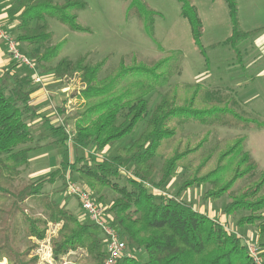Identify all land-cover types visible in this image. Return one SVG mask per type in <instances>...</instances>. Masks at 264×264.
Listing matches in <instances>:
<instances>
[{
	"label": "trees",
	"instance_id": "16d2710c",
	"mask_svg": "<svg viewBox=\"0 0 264 264\" xmlns=\"http://www.w3.org/2000/svg\"><path fill=\"white\" fill-rule=\"evenodd\" d=\"M130 1L131 7L141 6L139 0ZM177 1L180 14L189 24L192 43L203 54V24L197 7L190 0ZM20 2L21 9L15 15L14 38L28 46L42 48L40 53L32 52L30 58L35 61V66L37 64L41 71L49 74L50 80L60 83L62 78L79 73L84 87L77 97L84 104L70 117L74 122L72 131H67L65 123L49 124L54 142L66 147L67 143L71 144L73 159L63 156L54 170L34 180L23 181L20 174L28 165L30 153L41 147L30 121L42 115L35 103V93L42 87L33 81L32 70L26 66L22 65L24 71L13 65L1 68L0 260L6 259L7 264H37V256L31 255L36 246L31 237L43 238L48 222L61 221L57 235L51 238L55 259L81 248L87 253L84 264L103 262L107 253L102 232L91 221L79 219L65 202L55 200L51 192L45 190L56 177H61L65 183L64 175L68 170L71 179L75 180L73 174H77L80 183L99 194V200L104 188L115 193L106 207L108 222L126 242L127 250L144 249L148 256L146 261H140L131 253L118 258L116 264H253L243 237L216 216L179 198L185 189L209 184L203 193L204 199L216 200L228 195L223 213L233 216L241 210L247 211L236 220V225H256L263 235L264 193L261 189L264 169L256 176L258 165L243 147L245 137L234 138L219 153L213 167L202 168L200 175L199 167L196 168L176 195L166 196L155 191L169 182L187 155L200 148L205 138L193 146L176 145L170 155L163 157L156 172L154 160L160 156L164 143L173 139L188 122H228L229 115L233 120H241L238 112L233 113L231 105L236 103L233 97L226 98L213 89L200 92L195 83V86L185 85L187 91L169 89L150 107L146 96L165 85L159 82L156 74L164 59L151 66H123L113 76L104 78L99 77L104 60L92 64L87 61V54H80L74 60L62 56L50 64L58 56L60 42L52 43L45 16L55 17L71 30L85 32L88 29L79 25L76 13L85 7V3L80 0ZM225 2L231 19V33L221 43L214 42L209 46L229 45L239 56L237 43L255 35L260 28L242 30L236 1ZM145 26L152 35L151 25L145 22ZM41 71L39 73H43ZM127 74L134 76L131 84L122 80ZM140 126L141 130L134 136ZM126 137H130L128 142L110 156L85 155L91 148L102 151ZM231 162H235L234 167ZM122 177L126 184L119 183ZM241 180L251 181L234 192L232 187ZM30 201L37 202L33 206ZM260 246L264 248V241ZM262 257L264 263V253Z\"/></svg>",
	"mask_w": 264,
	"mask_h": 264
},
{
	"label": "rangeland",
	"instance_id": "374dc122",
	"mask_svg": "<svg viewBox=\"0 0 264 264\" xmlns=\"http://www.w3.org/2000/svg\"><path fill=\"white\" fill-rule=\"evenodd\" d=\"M54 1L61 2L64 0ZM80 1L85 3V7L76 12L77 22L80 26L88 29L85 32L71 30L55 17L45 16L52 33V43L60 42L58 56L50 64H54L62 56L74 60L80 54H87V61L92 64L104 60L99 72V77L104 78L113 76L123 66L140 64L151 66L164 59L159 68L156 69V74H158L159 82L161 81L162 85H165L157 87L146 96L150 107L169 89L187 91L184 89L185 85L195 86V83H198L200 92L213 89L227 96L226 98L233 97L236 101L234 105H231L233 113L238 112L242 116L239 121L233 120L229 115L227 116V119L230 120L228 122L210 124L188 122L183 124L177 135L164 143L160 156L155 158L156 172L163 157L170 155L176 145L185 146L189 144V146H193L202 141L203 138L205 140L202 141L200 148L187 155L177 168L175 175L164 187L155 190L156 192H162L166 196L176 195L181 184L189 175L192 176L196 168L199 167L200 175L202 168L206 170L213 167L219 153L234 138L239 136L245 137L243 147L258 165L256 176L264 169V56L255 60V64H250L257 52L260 54L264 43L256 46L252 36L240 40L237 43L240 50L239 56L229 45L219 44L215 48L209 46L214 42L221 43L231 33V19L225 0H190L197 7L203 24L201 38V44L204 48L203 54L192 43L189 24L180 14V3L177 0H139L141 6L136 4L132 7L130 0ZM235 1L239 25L242 30L264 29V0ZM20 3L18 0H4L0 3V10L7 4V14L5 13L7 20L5 22L1 20V22L4 29L13 37H15L17 25L15 15L21 9ZM140 12L141 15H139ZM145 22L151 25L152 35L146 29ZM1 43L4 44L3 53L10 58L2 39H0ZM23 52L31 57L32 52L40 53L42 48L27 45ZM10 61L14 68L25 70L16 61L12 59ZM249 64L253 65L250 67ZM36 68L37 72L41 71V67L37 64ZM40 74L43 77L46 93H43L42 90L38 92L46 102L47 107L44 108V112L50 123L44 127L39 125L33 127L34 119L30 121L38 144L42 143V149L31 152L28 165L21 171V180L27 182L57 168L63 156L73 159L74 153L71 144L67 143L66 147L54 142L49 124L65 123V128L72 131L74 122L70 117L84 104L83 100H79L77 97L80 89L84 87V84L80 82L79 73L62 78L60 83L50 80L47 73ZM133 77L131 74H127L122 80L131 84ZM62 118L64 119L61 120ZM141 127L137 129L134 136L138 134ZM207 133L208 135L205 136ZM129 139L130 137H126L102 151L91 148L85 155L89 156L91 153L99 158L110 156L116 152L118 147L126 144ZM35 157L37 160L33 159ZM231 164L233 167L235 166V162H231ZM229 168L231 169V167ZM156 175L155 173V179H157ZM73 176L74 181L79 182L76 177L77 174H73ZM250 181L241 180L232 187V190L237 192ZM119 183L126 184L125 178L122 177ZM64 186L63 179L56 177L53 184L45 186V190L50 191L55 200H59L60 197L66 195ZM209 187V184L190 187L183 190L179 198L191 202L195 208L225 222L227 227L243 237L245 244L249 243L254 247L256 246L260 251L259 254L262 255L264 248L260 246V243L264 241V234L259 233L256 225H236V220L248 212L241 210L233 216H226L222 208L228 201V195L216 200L204 199L203 193ZM261 192L264 193V184ZM92 194L97 201L107 208L115 196V193L107 188L100 192L102 194L100 200L97 199L99 194L93 191ZM66 200L71 208L77 204L74 197L69 196ZM36 202L30 201V205L34 206ZM38 211L40 213L41 209ZM50 226V222H48L46 236L47 234L52 235ZM57 231L58 229L55 227L56 234ZM33 241L37 243L36 239ZM43 250L41 249V254ZM130 251L140 261L148 259L144 249ZM34 253L31 252V255ZM86 259V251L78 248L56 260H50V256H48L50 263L46 262L45 264H84ZM2 262L5 264L4 260Z\"/></svg>",
	"mask_w": 264,
	"mask_h": 264
},
{
	"label": "built area",
	"instance_id": "2783aa9c",
	"mask_svg": "<svg viewBox=\"0 0 264 264\" xmlns=\"http://www.w3.org/2000/svg\"><path fill=\"white\" fill-rule=\"evenodd\" d=\"M2 19V14L0 12V39H2L5 43L10 58L31 69V77L33 78V81L41 84L43 93H46L44 91L45 87L43 77L36 71L34 61L25 53L20 51L18 48V41L4 29L1 22ZM67 131L69 132L70 130ZM64 176L66 195L74 197L77 200L78 204L87 214L90 221L94 223V225L103 234V244L107 255L101 264H116L118 258L124 255L130 256L131 251L127 250L126 242L120 237L119 232L112 227L107 220L106 206L96 200L92 192L88 190L85 184L71 179L68 170L65 172ZM246 246L252 262L254 264H264L263 257L259 254L260 251L258 248L249 243H246Z\"/></svg>",
	"mask_w": 264,
	"mask_h": 264
},
{
	"label": "crops",
	"instance_id": "0c3cea01",
	"mask_svg": "<svg viewBox=\"0 0 264 264\" xmlns=\"http://www.w3.org/2000/svg\"><path fill=\"white\" fill-rule=\"evenodd\" d=\"M2 1H4V0H0V3L2 2ZM19 2H20V0H18ZM6 10H7V4L6 5H4L3 6V8L0 10V12H1V14H2V21L3 22H5L7 19V16H6ZM6 13V14H5ZM6 17V18H5ZM5 18V19H4ZM252 39H253V41L255 42V44H256V46H260V44H263L264 43V29H262V30H260L259 32H257L255 35H253L252 36ZM3 46H4V44L3 43H1L0 44V70H1V68H3V67H9V66H11V65H13V64H10L11 63V61H10V59L11 58H9L8 57V55H6V54H4L3 53ZM26 46H27V44L25 43V42H18V48L20 49V51L21 52H23V50L25 51L26 50ZM32 47V46H31ZM24 53V52H23ZM259 52H257V54L255 55V57H253V59H252V61L250 62V64L251 63H253V64H255V60H257L259 57H261V56H264V47H262V49L260 50V54H258ZM249 64V65H250ZM252 64V65H253ZM252 65H250V67L252 66ZM40 92H41V90H40ZM36 97H35V103H36V105L38 106V108H39V111L41 112V116H38V117H36L34 120H33V127H34V125L36 126V125H39L40 127H44L45 125H47L48 123H50V121H47V117H46V113L44 112V108L45 107H47V105H45L46 104V102L44 101V99H43V97H42V95L40 94L39 95V92L37 91L36 93ZM64 118H62L61 120H63ZM44 120H46V121H44ZM38 126V127H39ZM34 132V131H33ZM40 145H42V143H39ZM41 149H42V147H39L36 151H41ZM31 154V153H30ZM33 159H35V160H37V157H35V158H33ZM69 160H71V159H69ZM66 195H64V196H62V197H60L59 198V200H57V201H59V202H65L66 204H67V198L69 197V196H67V197H65ZM64 197V198H63ZM77 202V201H76ZM67 207H69L68 206V204H67ZM70 209H72L75 213H76V215L79 217V219H81L82 221H90V219L88 218V216H87V214L84 212V210H82V208H81V206L78 204V202H77V204H76V206L74 207V208H71V207H69ZM61 224H62V222L60 221V222H56V223H53V222H50V229H52V235L51 234H47V236H46V231H45V235H44V237L43 238H41V239H37V238H35V237H31V240H32V242L33 243H35V241H33V239H36V241H37V243H35V248L32 250V252H35L33 255H35V256H37V264H45L46 262L47 263H50V260L51 259H54V260H56L54 257H53V254H52V248H51V238L52 237H54V236H56L57 234H56V232H55V227L57 228V229H59L60 227H61ZM56 225H59V226H56ZM250 227V226H249ZM54 228V229H53ZM47 229H48V227H47ZM46 229V230H47ZM95 231L98 233V234H100L99 232V230L96 228L95 229ZM54 234V235H53ZM56 234V235H55ZM46 236V237H45ZM43 248H44V250H43ZM41 249L43 250L42 251V254H41ZM69 252H72V250H70ZM64 255H66V254H64ZM63 255V256H64ZM48 256H50V260H48ZM62 257V256H61ZM60 257V258H61ZM4 261H5V264H7V262H6V259H3ZM3 260H0V262H2Z\"/></svg>",
	"mask_w": 264,
	"mask_h": 264
},
{
	"label": "bare ground",
	"instance_id": "6f19581e",
	"mask_svg": "<svg viewBox=\"0 0 264 264\" xmlns=\"http://www.w3.org/2000/svg\"><path fill=\"white\" fill-rule=\"evenodd\" d=\"M0 264H4L3 262H0Z\"/></svg>",
	"mask_w": 264,
	"mask_h": 264
}]
</instances>
